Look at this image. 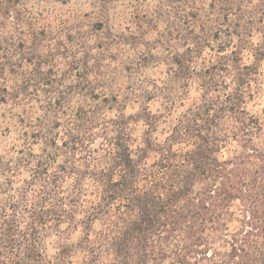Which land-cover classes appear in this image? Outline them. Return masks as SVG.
Here are the masks:
<instances>
[{"label": "trees", "instance_id": "trees-1", "mask_svg": "<svg viewBox=\"0 0 264 264\" xmlns=\"http://www.w3.org/2000/svg\"><path fill=\"white\" fill-rule=\"evenodd\" d=\"M71 1L0 0V264H264V0Z\"/></svg>", "mask_w": 264, "mask_h": 264}, {"label": "rangeland", "instance_id": "rangeland-1", "mask_svg": "<svg viewBox=\"0 0 264 264\" xmlns=\"http://www.w3.org/2000/svg\"><path fill=\"white\" fill-rule=\"evenodd\" d=\"M81 0H73L70 3H64L63 5H61V7L63 9H68V8H75V9H79L80 11H86L89 9L90 6V2L92 0H83L82 2H80ZM263 71H264V66H263Z\"/></svg>", "mask_w": 264, "mask_h": 264}]
</instances>
